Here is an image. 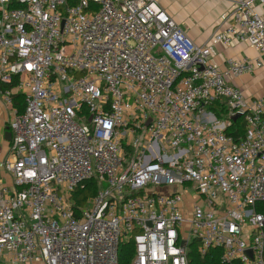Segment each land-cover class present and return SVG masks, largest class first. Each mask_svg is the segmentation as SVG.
Masks as SVG:
<instances>
[{"label": "built area", "instance_id": "built-area-1", "mask_svg": "<svg viewBox=\"0 0 264 264\" xmlns=\"http://www.w3.org/2000/svg\"><path fill=\"white\" fill-rule=\"evenodd\" d=\"M253 2L198 46L156 0H0V264H121L130 243L127 264H191L195 242L264 264V98L231 83L264 68ZM215 44L259 57L223 71Z\"/></svg>", "mask_w": 264, "mask_h": 264}, {"label": "crops", "instance_id": "crops-1", "mask_svg": "<svg viewBox=\"0 0 264 264\" xmlns=\"http://www.w3.org/2000/svg\"><path fill=\"white\" fill-rule=\"evenodd\" d=\"M159 5L176 21L198 46L212 44L213 35L225 31L233 24V14L238 0H156ZM255 11L264 13V2L254 0ZM213 64L221 70H226L231 59H257L259 53L247 44H235L225 47L214 45ZM236 87L241 88L250 98H264V68L254 74L231 79ZM11 112L0 100V161L1 154L8 148L6 134L9 132L8 121Z\"/></svg>", "mask_w": 264, "mask_h": 264}, {"label": "trees", "instance_id": "trees-1", "mask_svg": "<svg viewBox=\"0 0 264 264\" xmlns=\"http://www.w3.org/2000/svg\"><path fill=\"white\" fill-rule=\"evenodd\" d=\"M14 99V106L18 110L19 113H22L25 109V99L22 95L16 94L13 97ZM211 109L215 111L218 116L224 117L226 115V108L225 105L219 102L211 105ZM244 132V123L241 119H237L234 123L232 129L228 131L229 135L235 136L237 138L238 134ZM98 184L96 181L91 180L86 182L83 188H78L72 197V201L74 203V208L84 207L86 202L93 198L98 192ZM258 211L264 215V204L260 205ZM134 253L133 245L130 244H123L122 248L120 249V259L121 264H127L128 258L132 256ZM221 251L218 249L211 250L206 256H201L198 253V243L192 246L189 251V259L191 264H220L221 259Z\"/></svg>", "mask_w": 264, "mask_h": 264}, {"label": "water", "instance_id": "water-1", "mask_svg": "<svg viewBox=\"0 0 264 264\" xmlns=\"http://www.w3.org/2000/svg\"><path fill=\"white\" fill-rule=\"evenodd\" d=\"M11 139V134H10V132H8L7 134H6V140H10Z\"/></svg>", "mask_w": 264, "mask_h": 264}, {"label": "rangeland", "instance_id": "rangeland-1", "mask_svg": "<svg viewBox=\"0 0 264 264\" xmlns=\"http://www.w3.org/2000/svg\"><path fill=\"white\" fill-rule=\"evenodd\" d=\"M0 147H2V145H1ZM1 155H2V156H1V159H2V160H1V161L5 160L6 157H7L6 154L3 153V154H1Z\"/></svg>", "mask_w": 264, "mask_h": 264}]
</instances>
